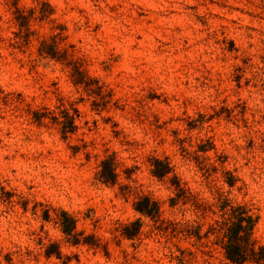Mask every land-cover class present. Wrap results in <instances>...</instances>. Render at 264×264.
<instances>
[{
  "label": "clouds",
  "instance_id": "1",
  "mask_svg": "<svg viewBox=\"0 0 264 264\" xmlns=\"http://www.w3.org/2000/svg\"><path fill=\"white\" fill-rule=\"evenodd\" d=\"M0 264H264V0H0Z\"/></svg>",
  "mask_w": 264,
  "mask_h": 264
}]
</instances>
